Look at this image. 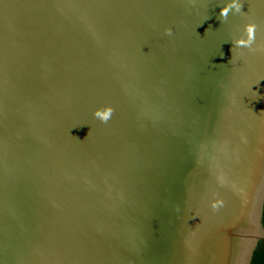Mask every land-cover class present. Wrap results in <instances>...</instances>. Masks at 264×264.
<instances>
[{
  "label": "water",
  "instance_id": "1",
  "mask_svg": "<svg viewBox=\"0 0 264 264\" xmlns=\"http://www.w3.org/2000/svg\"><path fill=\"white\" fill-rule=\"evenodd\" d=\"M228 2L0 0V264H258L264 0Z\"/></svg>",
  "mask_w": 264,
  "mask_h": 264
},
{
  "label": "clouds",
  "instance_id": "2",
  "mask_svg": "<svg viewBox=\"0 0 264 264\" xmlns=\"http://www.w3.org/2000/svg\"><path fill=\"white\" fill-rule=\"evenodd\" d=\"M242 3L240 0H230V2L226 3L223 7L220 8L218 19L221 22L227 20L229 13L233 15H244L241 11ZM257 31V26L254 23H247L243 27V32L240 38L233 39L231 41L232 48L230 51L232 52L233 48H248L251 49L252 45L255 42V34ZM164 34L167 36L172 35V30L170 28L164 30ZM232 61V58L229 62ZM113 114V109L110 106H103L101 108H97L93 112V117L99 120L101 123H107Z\"/></svg>",
  "mask_w": 264,
  "mask_h": 264
},
{
  "label": "trees",
  "instance_id": "3",
  "mask_svg": "<svg viewBox=\"0 0 264 264\" xmlns=\"http://www.w3.org/2000/svg\"><path fill=\"white\" fill-rule=\"evenodd\" d=\"M258 264H264V245H263V248H262V252H261Z\"/></svg>",
  "mask_w": 264,
  "mask_h": 264
}]
</instances>
